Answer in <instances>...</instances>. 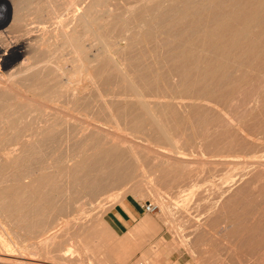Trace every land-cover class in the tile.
Returning a JSON list of instances; mask_svg holds the SVG:
<instances>
[{
  "label": "bare ground",
  "instance_id": "bare-ground-1",
  "mask_svg": "<svg viewBox=\"0 0 264 264\" xmlns=\"http://www.w3.org/2000/svg\"><path fill=\"white\" fill-rule=\"evenodd\" d=\"M101 3L100 0H72L60 8V11L48 16L44 14L29 16L10 12L6 17L9 24H6L7 26L0 25V35H4L5 38L8 33L12 32L14 35V38L12 36L10 39V41L12 40L11 43L5 44L8 46H2L3 44L0 43L1 154H4V161L6 160L5 162L11 166L23 162H26L27 165V160L30 161L29 159L33 156L36 158V156L47 154L45 158L38 157L36 172L29 171L28 173L29 168L25 165L27 171L23 168V173L21 164L18 165L20 170H16L21 171L24 174L22 178L26 180L21 179V173L18 175L13 169L16 172V174L14 173L15 176H13L14 174H6L5 176L3 175L5 172H2L5 170L2 169L1 171L0 169L3 173L0 175L3 177H0V215L4 216V222L5 220L9 222L10 230H7L11 232H9L10 235L12 234L11 236L20 235L21 232L27 236L35 234L40 244L52 243L54 241L52 238L56 237L58 225L62 223L68 225L75 220L72 218L70 221L68 219L70 216L64 215L62 217L65 218L64 222L61 224L56 222L54 226H49L52 217L56 214H62L64 207L59 206L55 201L61 187V181L58 178L61 176L69 178L66 186L75 189L78 193L96 194L94 192L101 188L103 181L107 180L108 183L109 180L113 181L109 177L116 175L122 177V175L128 176L131 172L133 173L132 167L134 170L136 168V165H134L135 168L132 166L134 164L133 159H131L133 164L130 161L127 164L125 159L128 158L127 155L136 156L135 150L139 147L137 151H140L142 147L147 151V154L154 151L151 155L155 153L158 157H164L165 162H170L166 165L162 163L163 169H161V165L159 166L163 173L165 171L171 172L173 168H177L179 165L186 166L189 163L202 165L201 160L188 159L183 155L184 153L172 155L166 152L165 148L158 150L157 147L156 150L152 151V146L151 149L145 148L146 146L142 144L140 146V143L135 140L136 138H130L134 136L128 137L126 133L124 135L120 132L119 129L121 128H118L120 125L117 121L120 118L117 119L118 116L115 118L119 125L117 126L112 115L110 119L109 114L111 113L108 114V111L113 109L112 112L116 111L118 115L119 112L129 113L132 111L133 114L135 111L139 113L136 117H133L135 112L133 116L129 113V117H133L130 121L134 124L126 119L127 124L130 122L135 127V124L147 123L157 134L154 137L151 135L152 138L150 137V139L158 137L161 142L169 143L168 141L174 137L164 130V126L158 118V114L161 113L160 110L171 104L188 106L190 109L195 101L200 102L202 100L205 102L207 100L206 102H208L210 100L209 93L217 90L214 85V90L212 87L208 88V85L216 83L219 85L220 82H223L225 87L229 84L231 86L233 79L229 80V84L227 81L228 85H225L226 80H228L227 76L233 72L231 68L237 66L240 67V70L248 72V65L251 66L252 63L254 65L262 61L258 58L261 55L263 58V54H261L263 51L261 50L264 46V0H152L150 4L137 6L134 0L132 6H130L131 1L125 2L129 6L127 7L129 15L126 17L123 15L124 11L121 10L109 15L106 10L101 8ZM214 8L218 10H214ZM133 19L142 23L144 26L142 35L147 40L151 35L158 38L162 52L156 53L155 57L161 59L165 64L168 63L170 65L168 70L157 73L143 60V53H138L135 50L137 38L129 32L127 23ZM91 32L95 36L96 41L94 42L89 39ZM104 37L112 40L111 53L116 55L120 63H125L128 68L125 72L112 69L111 65L115 60L107 55ZM158 48L156 49L158 50ZM133 51L137 52L134 56L131 55ZM17 60L19 62H16ZM254 60H258V63H254ZM260 63L259 65H261ZM237 67L235 72L239 69ZM253 67L255 69V65ZM253 67L251 68L253 69ZM258 67L260 68V66L256 68ZM261 69H264L263 61ZM262 72L264 73L260 70V74ZM176 75L179 77V81L177 86L173 88L169 80L170 77ZM238 76L240 75L238 74ZM245 76L249 77L246 74ZM242 77L240 76V78ZM263 77L261 76V78ZM262 81L263 79H260L261 83H263ZM235 83L237 82H234L233 86ZM224 86L221 87L224 88ZM90 87H92L91 90ZM107 87L115 89L116 95L120 97V99L116 97L117 101L109 103L110 106L106 102L108 100L104 98L106 92L104 90ZM204 87L213 91H204ZM110 88L108 89L110 90ZM217 88L219 89L218 86ZM222 88L220 90L226 89ZM228 90L230 93L234 91L229 87L224 92L229 93ZM108 93L106 92V94ZM224 95L226 96V94ZM216 96L214 98L219 99ZM165 98L167 99L163 100ZM112 99L110 101H114ZM194 109L196 110V108ZM157 110L160 112L156 114L155 111ZM190 110H193L192 107ZM201 112H197L198 116H201ZM194 114L193 116L196 115ZM109 119L110 121L113 120V123H109ZM122 121L125 122V119L123 118ZM216 136L219 137L218 141H220V135L216 134ZM63 144L68 146V151H66L67 153L64 152L65 154L62 153L63 151L61 152L63 149H60V145L63 146ZM18 150L19 155L10 156ZM149 154L146 155L148 156L146 160L154 159ZM143 156L139 154V158H142L133 156L132 158L143 160L145 159ZM47 157L51 160L50 163ZM236 157L238 158V156ZM261 157L263 156H253L243 162H247L249 170H257L260 173L261 170L263 172L264 166ZM237 158L233 159L232 156L226 161L237 162ZM42 159H46L47 162ZM34 160L37 159H33L32 162H35ZM5 162L2 160L1 163L0 160V164L5 165ZM32 165L30 164V166ZM149 165L151 167V164ZM155 165L157 167L158 163ZM11 166L9 165V167ZM139 168H141L140 165ZM9 170L13 173L11 168ZM174 170L177 172V169ZM8 175H12L14 178L10 176L12 180H9L10 178L7 179ZM4 176L7 181H11L10 184H8L9 181L7 183H5L6 180L1 181ZM120 177L119 179H121ZM116 180L118 179L116 178L114 181L116 182ZM112 185H114L113 182ZM63 190L65 193V189ZM234 193H232L231 198L221 193L227 199L221 201L219 198L218 203L221 201V205L217 206L236 203L237 199L235 200V198L237 196L235 197V195L237 192ZM67 200L68 197L65 202ZM69 204L67 203L65 206L67 207ZM84 212L81 210L80 214ZM73 217L75 216L73 215ZM92 221L90 219L89 222L92 223ZM84 228L86 226L77 228L75 233H82ZM21 236L23 235L18 236L19 239H22ZM32 237L34 236L32 235ZM21 244L23 245V243ZM55 244L54 250L60 243ZM72 247V244L65 245L61 249L59 260L69 257L72 254ZM32 248L35 249L36 245ZM24 249L27 250V248ZM32 256L22 253L0 252V264H37L35 256Z\"/></svg>",
  "mask_w": 264,
  "mask_h": 264
},
{
  "label": "rangeland",
  "instance_id": "rangeland-1",
  "mask_svg": "<svg viewBox=\"0 0 264 264\" xmlns=\"http://www.w3.org/2000/svg\"><path fill=\"white\" fill-rule=\"evenodd\" d=\"M70 1L72 2V0H0V25L7 26L9 24V20H7L6 17L10 12L14 14H27L29 16L39 14L48 16L49 14L51 15L54 12L60 11V8L70 3ZM100 1L102 2L101 8L106 10L109 15L121 10L124 11L123 15L126 17L129 15V10L127 9L129 6L126 5L125 2L131 1L130 6H132L134 0ZM135 1V5L137 6L150 4L152 0ZM222 6L224 7L223 4ZM215 9L216 8H214V10ZM134 16L135 15L133 14V17ZM6 21L8 22L6 23ZM127 23L129 26V32L133 33L137 38L135 50L138 53H143V60L153 67L157 73H163L168 70L170 65L168 63H163L161 59L155 57L156 53L162 52L161 47H159L160 42H158V38L151 35L149 36V40H147L142 35L144 26L136 19ZM11 33H8L6 38L4 35H0V43L3 44L2 46L6 47L8 45L5 44L11 43V37L13 36L14 38L13 33L12 35ZM89 39L92 42L96 41L93 32L90 33ZM103 40L104 44L107 46V55L115 60L111 65L112 69L114 68L125 72L128 69L125 63H120L116 55H112L111 53L113 48L112 40L108 37H104ZM156 48H158V50ZM261 51H263V53H261L263 54V58L262 55L257 58L258 60L263 61L264 66V46ZM90 52L91 54L93 53L92 50ZM135 52L133 51V54L130 53L134 56ZM258 60H254V63H258ZM19 61L17 60L16 62ZM262 61H260L261 63L259 62L261 65H259V63L254 64L255 69L253 67L254 65H252L253 63L251 66L248 65V72L240 70V67L237 66V69L239 68L237 72H235L236 67L231 68L233 70V72H231L233 77L229 74L231 77L227 76L228 80H226V82L224 81L226 83L224 84L228 85L232 79L234 80L236 78V81H231V86H229L230 84L228 85L230 89L234 90L233 92L230 90L231 93L229 90V93H225L224 91L229 89V87H225L223 82H220L219 85L222 87L224 86V88L219 86L218 83L216 84L219 89L215 86L216 84L207 86L208 88L212 87L213 90L214 87H216V91L204 87V91H213V93H209V96L212 98L208 96L210 99L208 102H206L207 100L205 102L202 100L200 102L195 101L194 105L196 102L197 104L195 106L192 104L193 106H191L193 110H190L191 107L189 109L188 106H184V108L183 105L177 106L176 104H171L160 110L161 113H159V110L155 111L156 114L159 113L158 118L164 126V130L174 137L168 141L170 144L163 141L161 142L158 137H155L156 140L158 139L157 141L155 139H150V137L152 138L154 135L157 136V134L147 123L142 122L135 124L134 127V123L130 120L131 118L138 116L139 113L133 111V114L135 112V115L133 116L131 111L129 113H131L130 115L133 117H129L130 115L127 112H123L124 114L119 112L118 115L116 111L113 113V109H110L111 112L108 111V114L111 113L109 114L110 119L112 115L117 126L120 125L118 127L121 128L119 129L120 132L122 134L126 133V136L128 137H130V135L134 136L130 138H136L135 140L140 143V146L142 144L143 146H146L145 148L149 149H151L152 146V151L156 150L157 147L158 150L165 148V150H167L166 152L172 155L184 153L183 155H185L186 158H191L194 161L201 160L203 164L189 163L192 165H190L191 167L189 164L186 166L179 165L177 168H173L171 172L165 171L163 173L161 169H163V164L166 165V159L162 156H160L162 158L158 157L155 153L151 155L154 152L153 151L151 154L148 152V154L154 159L150 158L151 160H146L148 157L146 156L148 155L147 151L142 149V147L140 151H137L139 150V147L135 150L136 156H132L139 158V154L141 156L145 155L146 157L143 156L145 159L139 160L142 157L138 159L140 162L142 161V163L136 158H132L131 155H127V157L130 158L129 160L128 158L125 159L127 164H129L130 161L131 164L134 163L132 166L136 165V168L134 166L135 170L132 167L133 173L131 172L128 176L122 175V177H124L123 179L120 177L121 175H119L122 181L119 179L118 175L109 177L113 180L110 181L108 178L110 185L106 182L107 180L103 181L101 183L102 186L100 185L101 188L99 187L100 189L94 192L96 194L92 195L84 192L78 193L75 189L73 190L66 186L69 178L61 176L58 178L59 181H61V187L58 191L60 194L57 193L58 196H56L57 199L55 198V201L59 206H64L63 212L62 214L54 215L49 226H54L56 222H59V224L64 222L65 218H62L64 215H69L70 218L68 219L71 221L73 218L75 219L73 220L75 222L71 221L68 225H63V223L58 225V230L55 234L56 237L52 238L54 241L52 243L40 244L38 237L35 234H32L34 237H32V235H29L31 236L29 237L21 232L24 237L27 236L26 238L21 236L20 238L22 239H19L18 237L21 234L17 236L13 235L14 237L11 236L12 234H9L10 231L8 232V230H10L9 222H6V220L4 222V216L0 215V252L8 254L22 253L23 255L29 256L33 255L35 256L34 258L37 264H264V166L263 172L258 169L260 171V173H258L257 170H249L247 162H243L253 156H263L261 158H263L264 161V73L262 72V74H260V70L264 71V69H261ZM257 66H260V68H256ZM251 67H253V69ZM250 68L253 70V73ZM258 69H260L259 72H256ZM241 72L242 74H240ZM243 72L246 75H249V77H246ZM238 74L241 77L244 74V77H242L244 78L242 83H240L242 78H240V76L237 77ZM260 75L263 78H261ZM256 77L259 78V82ZM178 79L179 77L177 75L170 77L169 82L173 88L177 86ZM237 79L239 80L237 81ZM260 79H263V83L260 82ZM111 82L114 83L113 80H111ZM234 82H237L234 85L235 88L233 86ZM236 84L239 85L236 86ZM108 88L110 87H107V89ZM221 88L226 89L220 90ZM89 89L91 90L92 87ZM107 89L104 91L107 93L110 92L108 94L105 92L104 98L109 101L106 102L108 106H110L111 102L117 101L120 97L116 95L117 92L112 87L110 90L108 89L109 91ZM221 91H223L222 94ZM214 92H216V94H214ZM223 93L226 94V96ZM222 95H224V98L221 97ZM214 96L219 99H215ZM116 97H118V99ZM111 99L114 101H110ZM166 99L167 98L163 100ZM169 106L170 108H168ZM194 108H196L198 113L202 111L200 113L201 116H198L199 114L195 112L196 110ZM193 114L195 116H193ZM115 118H120V120ZM123 118L125 119V122H123L124 120L122 121ZM126 119L133 124L130 122L127 124ZM162 120L166 123L162 122ZM206 120L208 121L206 122ZM214 120L215 122H213ZM227 120L228 122L230 121V123H226ZM112 121L113 120L109 123H113ZM216 134L220 135V141H218L219 137H215ZM215 138L217 139L215 140ZM170 141L174 142V144H171L172 142ZM60 149H63L61 150V152L63 151L62 153H67L68 146L66 144H63V146L60 145ZM19 154L20 152L18 150L17 152L10 154V156H16ZM46 155L47 154L36 156V158L33 156L29 159L30 161L27 160V165L26 162H23L24 164L20 163L22 167L21 170L23 171V168L26 170L25 168L27 167L29 168L28 171L26 170L28 173L29 171L36 172V163H38L39 158H45ZM232 156L233 159H236V156H238V161H226L227 159L232 158ZM3 157L4 154H1L0 151L1 163L2 160L3 162L6 161H4ZM33 159L37 160L32 162ZM131 159H133V163L131 162ZM47 160H49V163L51 162L48 157ZM169 160L171 161V159ZM156 163H158L157 167L155 165ZM169 163L170 162L167 164ZM20 164L18 163V165ZM30 164H34L32 165L33 167L30 166ZM149 164H151V167ZM0 165H2L0 166L1 171L2 169L5 170L2 171L3 173L5 172L4 174L0 171V175H13L17 172L18 175L21 173V179H25L22 178L24 177V171L23 173L21 171L19 172L20 166L17 164V168L15 165H12V167L8 162H5V165ZM9 165L11 167H9ZM139 165L141 168H139ZM160 165L162 167H160L161 169H159ZM8 168H11V170L13 169L16 172L12 170L13 173H11ZM16 169L19 170L17 171ZM174 169H177V172H175L176 170ZM8 171L10 172L6 173ZM26 171L25 174L27 173ZM15 174L13 176H15ZM12 175H8L7 179L10 178V176L14 178ZM5 176L1 181L6 180L5 183H7L9 180H12L10 178L7 181ZM116 178L120 180L119 182L121 183L117 182L118 180L115 182L114 180ZM65 179L68 180L66 181ZM112 182L114 185L111 186ZM10 183L11 181H9L8 184ZM106 185L109 186L106 187ZM62 186L66 187L63 188ZM62 188L65 189V193H63L64 190ZM227 190H230L232 193L237 192L235 195V197L237 196L235 198V200L237 199V202L229 205L224 204V206L221 207L217 206L221 205L222 199H227V197L231 198V196H233V194L227 192ZM74 193L75 195L76 193L79 195L77 194L76 197ZM221 193L226 194L227 197L225 195L223 197V194L221 195ZM125 196L138 201L141 205L151 203L154 210L152 213L144 215L145 219L142 222L143 225L138 229H135L133 233L124 237H118L114 235L106 225L103 220V215ZM67 197L68 200L65 202ZM219 198L221 200L219 202L220 204L218 203ZM67 203L70 204L66 207L65 204ZM81 210L82 212H85L80 214ZM73 215L75 217H73ZM90 219L91 221L93 220L92 223L89 222ZM81 226H86L87 229L84 228V230L82 229V233L76 234L75 232L77 228ZM2 241L3 243L5 242V244H3ZM21 243H23V245ZM55 243L60 244L54 250ZM67 244L73 245L71 249L72 254H70V256H72L64 258V260H59L61 249ZM34 245H36L35 249L32 248ZM24 248H27V250L30 251H27ZM30 252L35 253L31 254Z\"/></svg>",
  "mask_w": 264,
  "mask_h": 264
},
{
  "label": "crops",
  "instance_id": "crops-1",
  "mask_svg": "<svg viewBox=\"0 0 264 264\" xmlns=\"http://www.w3.org/2000/svg\"><path fill=\"white\" fill-rule=\"evenodd\" d=\"M138 201L127 196L115 203L103 215V220L114 235L124 237L142 226L146 213Z\"/></svg>",
  "mask_w": 264,
  "mask_h": 264
},
{
  "label": "built area",
  "instance_id": "built-area-1",
  "mask_svg": "<svg viewBox=\"0 0 264 264\" xmlns=\"http://www.w3.org/2000/svg\"><path fill=\"white\" fill-rule=\"evenodd\" d=\"M143 210L146 212V213H152L153 210H154V207L152 206L151 203H146L142 206Z\"/></svg>",
  "mask_w": 264,
  "mask_h": 264
}]
</instances>
